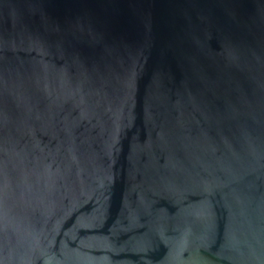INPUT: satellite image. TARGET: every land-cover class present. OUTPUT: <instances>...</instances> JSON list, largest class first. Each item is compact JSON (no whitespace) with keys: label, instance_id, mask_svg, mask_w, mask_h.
I'll use <instances>...</instances> for the list:
<instances>
[{"label":"water","instance_id":"95a60500","mask_svg":"<svg viewBox=\"0 0 264 264\" xmlns=\"http://www.w3.org/2000/svg\"><path fill=\"white\" fill-rule=\"evenodd\" d=\"M0 264H264V0H0Z\"/></svg>","mask_w":264,"mask_h":264}]
</instances>
